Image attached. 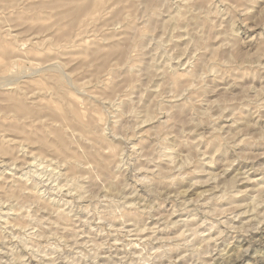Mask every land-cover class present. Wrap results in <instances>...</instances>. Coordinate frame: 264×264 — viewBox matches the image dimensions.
I'll return each instance as SVG.
<instances>
[{
    "label": "rangeland",
    "instance_id": "374dc122",
    "mask_svg": "<svg viewBox=\"0 0 264 264\" xmlns=\"http://www.w3.org/2000/svg\"><path fill=\"white\" fill-rule=\"evenodd\" d=\"M0 264H264V0H0Z\"/></svg>",
    "mask_w": 264,
    "mask_h": 264
},
{
    "label": "bare ground",
    "instance_id": "6f19581e",
    "mask_svg": "<svg viewBox=\"0 0 264 264\" xmlns=\"http://www.w3.org/2000/svg\"><path fill=\"white\" fill-rule=\"evenodd\" d=\"M242 255V254H241Z\"/></svg>",
    "mask_w": 264,
    "mask_h": 264
}]
</instances>
